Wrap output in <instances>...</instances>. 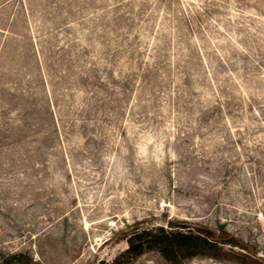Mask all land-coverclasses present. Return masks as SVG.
<instances>
[{"label": "rangeland", "instance_id": "obj_1", "mask_svg": "<svg viewBox=\"0 0 264 264\" xmlns=\"http://www.w3.org/2000/svg\"><path fill=\"white\" fill-rule=\"evenodd\" d=\"M135 226L264 264V0H0V260L111 262Z\"/></svg>", "mask_w": 264, "mask_h": 264}, {"label": "trees", "instance_id": "obj_2", "mask_svg": "<svg viewBox=\"0 0 264 264\" xmlns=\"http://www.w3.org/2000/svg\"><path fill=\"white\" fill-rule=\"evenodd\" d=\"M123 237L127 241V248L116 254L111 262L101 264H132L150 251L158 252L170 264H183L197 256L218 255L225 256L226 259L232 256L223 251L219 243L247 249V245L234 237H229L227 233L216 236L210 231L194 228L183 231L135 226L123 231ZM0 264H36V262L26 253H12L3 256Z\"/></svg>", "mask_w": 264, "mask_h": 264}]
</instances>
